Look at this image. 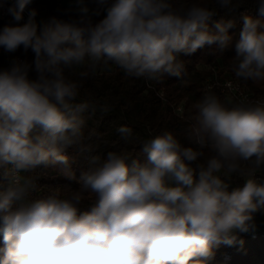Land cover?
I'll return each instance as SVG.
<instances>
[{
  "label": "clouds",
  "instance_id": "9594fccd",
  "mask_svg": "<svg viewBox=\"0 0 264 264\" xmlns=\"http://www.w3.org/2000/svg\"><path fill=\"white\" fill-rule=\"evenodd\" d=\"M31 0L8 8L13 22L0 29V49H23L0 68V264H208L221 245L242 244L264 209V98L221 99L206 91L178 134L161 130L106 158L92 155L78 190L45 188L50 169L74 178L70 157L97 151L86 113H110L107 101L80 100L84 82L119 69L128 78L163 83L180 76L205 45L223 55L233 43L234 19L201 0H75V18L38 24ZM233 11L245 0H215ZM258 18L244 14L231 72L264 82V0ZM94 17H102L94 20ZM34 72L33 78L30 73ZM125 144L132 127L119 125ZM115 147V146H113ZM146 154V161L138 159ZM89 202V209L81 206Z\"/></svg>",
  "mask_w": 264,
  "mask_h": 264
},
{
  "label": "trees",
  "instance_id": "16d2710c",
  "mask_svg": "<svg viewBox=\"0 0 264 264\" xmlns=\"http://www.w3.org/2000/svg\"><path fill=\"white\" fill-rule=\"evenodd\" d=\"M60 1L31 0L25 8L30 12L35 11L39 21L49 22L53 18L59 20L75 18L77 15L76 10H66L59 6ZM201 2L207 3L211 8L217 10V14L208 22L210 31H217L215 25L221 20L234 19L237 22L236 27L229 29V34L233 35L232 45L225 50L223 55L214 52L215 45H205L191 55L180 54L179 59L185 62L184 72L180 76L166 75L163 83L156 84L153 82L151 84L152 88L147 87L145 80L128 78L119 69H115L109 74L100 72L95 78L85 81L79 99H91L101 102L107 100L113 109L107 114L100 112L95 114L86 113V116H90V118L87 119L85 133L87 134V131L93 128L100 133V139L93 140V146L98 149L94 153L83 155L78 154L72 148L68 149L66 155L70 157L74 178L69 179L59 176L50 169L40 167L35 170L38 174L43 173L37 181L38 185L45 188H59L62 191L78 190L81 175L89 169L92 155H100L103 159L106 158L109 151L118 150L119 148H126L130 151L136 150L139 153V143L150 138L149 132L156 135L161 130H170L178 134L182 143H188L183 137L182 130L189 123V117L193 113V104L201 99L203 95L205 80L213 76L212 66L220 63L231 71V60L236 55L235 42L243 23L242 16L248 14L258 18V10L254 7L255 0H245L244 5L233 11L218 10L215 0H201ZM86 3L90 8L95 7L91 0H86ZM3 26L0 25V29ZM1 52L2 49H0V54ZM14 54L19 55L29 63L34 58L30 50L28 53H24L23 49H20ZM198 66L209 68L199 71ZM30 75L33 78L35 77L34 72ZM239 82L254 96L264 94V82ZM160 91L163 93L164 102L157 96ZM213 93L218 96L217 91L214 90ZM181 103H183L184 113L182 116H178L175 113V107ZM119 125H126L133 129V137L127 144L120 140L115 131ZM138 159L141 162L146 161V154H140ZM89 207V202L86 201L80 210L85 211ZM261 216H264V209L254 215L256 218ZM238 235L243 241L242 244L237 243L234 246L221 245L214 250L215 255L213 259L208 261V264H264V229H260L255 237H251L246 233ZM2 247L3 238L0 234V248Z\"/></svg>",
  "mask_w": 264,
  "mask_h": 264
},
{
  "label": "built area",
  "instance_id": "2783aa9c",
  "mask_svg": "<svg viewBox=\"0 0 264 264\" xmlns=\"http://www.w3.org/2000/svg\"><path fill=\"white\" fill-rule=\"evenodd\" d=\"M75 1V0H74ZM15 5V0H0V25H6L9 23H12V17L8 13V8ZM59 6L61 5V1L59 2ZM30 11H28L26 8L24 9L23 13V20L20 23H24L28 19ZM35 20L38 24H42L38 18L35 16ZM19 58L20 60H23L19 55L14 53H5L2 49V52L0 54V68L7 67L9 65V62L12 58ZM153 82H147L146 85L148 88H152ZM217 91L219 96L222 97V99L233 98V97H239L242 95H247L250 98L258 99V98H264V94L259 96L252 95L248 89L239 81L234 80L233 78H218V77H212L205 80L204 88H203V94L206 91ZM157 96L164 102L163 93L160 91L157 93ZM182 111V106L177 105L175 107V113ZM177 114V113H176ZM260 229L255 224V230L250 231L246 233L247 235H250L251 237H255L257 235V232Z\"/></svg>",
  "mask_w": 264,
  "mask_h": 264
},
{
  "label": "rangeland",
  "instance_id": "374dc122",
  "mask_svg": "<svg viewBox=\"0 0 264 264\" xmlns=\"http://www.w3.org/2000/svg\"><path fill=\"white\" fill-rule=\"evenodd\" d=\"M62 2H63V0H61V5H62ZM62 7V6H61ZM72 7H74V9H76V5H75V1L73 2V4H72ZM73 10V9H72ZM99 18H102V17H99ZM41 21V23L43 24V23H45V21H42V20H40ZM209 67H203V66H198V69H199V71H203V70H206V69H208ZM114 70H115V68H114ZM113 70V71H114ZM211 70H212V74H213V76L212 77H218V78H233L234 80H236V81H239V80H237L235 77H234V75L231 73V71H230V69L229 68H227V67H225L224 65H222V64H218V65H214V66H212V68H211ZM112 71V72H113ZM111 72V73H112ZM101 73H105V72H103V71H101ZM106 74H109V73H106ZM211 77V78H212ZM204 84H205V82H204ZM218 97H221V96H219V94H218ZM222 98V97H221ZM181 106H182V111H180V112H176L177 113V115L178 116H182L183 115V113H184V107H183V103H181L180 104ZM254 221H255V224L257 225V227L259 228V229H264V216H261V217H254Z\"/></svg>",
  "mask_w": 264,
  "mask_h": 264
},
{
  "label": "crops",
  "instance_id": "0c3cea01",
  "mask_svg": "<svg viewBox=\"0 0 264 264\" xmlns=\"http://www.w3.org/2000/svg\"><path fill=\"white\" fill-rule=\"evenodd\" d=\"M74 0H63L62 2V7L65 8L66 10H71L74 9V7H72ZM100 19L99 17H94V20H98Z\"/></svg>",
  "mask_w": 264,
  "mask_h": 264
}]
</instances>
